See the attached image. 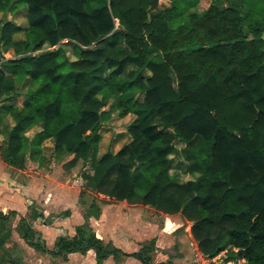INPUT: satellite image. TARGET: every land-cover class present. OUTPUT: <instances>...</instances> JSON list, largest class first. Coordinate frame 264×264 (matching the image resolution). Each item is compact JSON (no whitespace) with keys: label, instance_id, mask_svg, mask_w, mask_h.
<instances>
[{"label":"clouds","instance_id":"clouds-1","mask_svg":"<svg viewBox=\"0 0 264 264\" xmlns=\"http://www.w3.org/2000/svg\"><path fill=\"white\" fill-rule=\"evenodd\" d=\"M0 264H264V0H0Z\"/></svg>","mask_w":264,"mask_h":264}]
</instances>
